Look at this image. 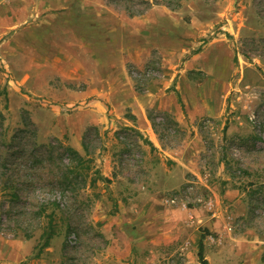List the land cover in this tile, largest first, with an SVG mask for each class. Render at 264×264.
<instances>
[{"label":"rangeland","instance_id":"obj_1","mask_svg":"<svg viewBox=\"0 0 264 264\" xmlns=\"http://www.w3.org/2000/svg\"><path fill=\"white\" fill-rule=\"evenodd\" d=\"M200 241L264 264V0H0V264H202Z\"/></svg>","mask_w":264,"mask_h":264},{"label":"crops","instance_id":"obj_2","mask_svg":"<svg viewBox=\"0 0 264 264\" xmlns=\"http://www.w3.org/2000/svg\"><path fill=\"white\" fill-rule=\"evenodd\" d=\"M95 58H96V56H95ZM110 91H111V89H110ZM147 100H150V102H151L152 99L148 98ZM166 100H168L169 102ZM151 103H152L153 107H157L160 109L162 107H164V109L168 108L170 111H172V109H176L173 102L171 101V97H169V96H168V98L166 96L160 97L159 99H156V100L152 101ZM127 105L132 108L133 116L136 118V120H135L136 127L143 133V135L145 137H147L151 141V143L154 147L160 148V142L158 140V137L154 133V131H152L151 124H150L149 119L147 118V115H146V109L145 108L151 107V106L147 105V103L140 97L139 98L137 97L135 104H133V102H131L130 104L127 102ZM94 119L103 120L102 117H100V116H99V118L94 116ZM125 120L127 121V119H125ZM178 120H180V119H178ZM130 124H132V123H130ZM81 146L82 145H79V144L77 146H75L76 151L79 154H82V147ZM100 161H102V160H100ZM110 161L111 160H109V159L108 160L105 159V163L102 166V169H104L102 173L108 174L107 169L109 167H111ZM156 165L157 164H151L150 163L149 173L152 174V184H149V185H152L155 188V187H166L167 185L172 184L173 182H170V174L166 172L169 170L164 169L163 172L159 173V172H157V167L155 169ZM149 185L147 184L148 187H149Z\"/></svg>","mask_w":264,"mask_h":264},{"label":"trees","instance_id":"obj_3","mask_svg":"<svg viewBox=\"0 0 264 264\" xmlns=\"http://www.w3.org/2000/svg\"><path fill=\"white\" fill-rule=\"evenodd\" d=\"M72 153H74V155L76 156V159L78 160V164L81 163L82 157L75 150H72ZM69 172L75 173V169L74 170H69ZM64 178L67 180L68 183L69 182L71 183V180H69L68 175L65 174ZM54 234L55 233H53V232L49 233L47 238L50 239ZM199 255H200L202 264H207V260L203 256V244H202V241H200V243H199Z\"/></svg>","mask_w":264,"mask_h":264},{"label":"built area","instance_id":"obj_4","mask_svg":"<svg viewBox=\"0 0 264 264\" xmlns=\"http://www.w3.org/2000/svg\"><path fill=\"white\" fill-rule=\"evenodd\" d=\"M167 201L170 202V203H176V201H177V195L176 194H172L171 196H169L167 198Z\"/></svg>","mask_w":264,"mask_h":264}]
</instances>
